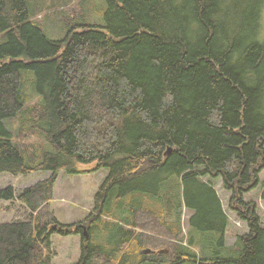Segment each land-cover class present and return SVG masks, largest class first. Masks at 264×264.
I'll use <instances>...</instances> for the list:
<instances>
[{"label":"trees","instance_id":"1","mask_svg":"<svg viewBox=\"0 0 264 264\" xmlns=\"http://www.w3.org/2000/svg\"><path fill=\"white\" fill-rule=\"evenodd\" d=\"M105 2L104 25L79 21L54 39L26 0H0V175L51 172L21 196L37 210L61 172L75 176L80 164L107 169L94 221L123 219L111 226L109 264H264V228L244 195L261 183L264 168V42L258 39L264 0ZM13 118L18 135L42 139L32 152L5 124ZM214 178L251 223L232 259L207 244L211 238L223 249L228 224ZM14 191L0 188V201L14 199ZM135 196L145 201L140 210L150 220L136 218L140 210L130 215L134 221L124 211H106ZM183 204L195 211L189 232L197 236H187L188 245L170 243L169 253L155 249L160 243L149 246L154 233L166 235L162 243L180 237L176 211ZM40 211L31 220L0 221V264H52L49 238L56 231L83 234L76 264H95L92 224L88 237L83 222L49 230L55 217ZM198 245L204 254L197 259ZM97 246L105 254L107 245Z\"/></svg>","mask_w":264,"mask_h":264},{"label":"rangeland","instance_id":"2","mask_svg":"<svg viewBox=\"0 0 264 264\" xmlns=\"http://www.w3.org/2000/svg\"><path fill=\"white\" fill-rule=\"evenodd\" d=\"M26 2L30 12L33 13L34 20L44 26L45 32L50 38H64V35H67L73 24H80V22L97 23L100 25L105 24V0H26ZM260 16L261 20L258 39L264 42V6ZM6 123L8 125V129H11L15 135L17 134L15 137L16 141L20 142L23 146H26L29 151L32 152L34 146L42 142V139L36 135H18L16 128L18 127V118L8 119L5 121V124ZM44 146H46V149L51 147L47 144L46 140ZM94 166V164H80L82 173L75 174V176L61 172L62 174H59L54 189H52V197L47 202L42 203L37 210H34L30 205H28L27 202L21 198V196L24 194L25 189L34 186L40 181H43L51 176V172L37 171L24 175H14L6 172L2 173L0 175V188L12 185L15 188L14 192H16V197L12 200L3 199L0 201V221L10 222L25 219L31 220L36 218L35 216L38 215L40 209L47 208V210L49 209L50 213L53 214L52 216L55 217V221L48 227L49 230L56 227L55 225L72 224L77 226L79 223L83 222L86 223L87 226L85 228H87V231L89 232V226L92 224V228L90 229L91 239H89V248L95 249V264H109L108 254L113 247V245L109 243L110 240L108 239L111 234V226L117 223V221L123 219H116L107 215H101L99 219L94 221V218L98 213L94 211L95 196L98 188L106 178V174H108V170L105 168L93 170ZM260 178L261 183L255 187V189L250 190L244 195L245 202H247V204L252 203L256 205V212L257 215L260 216L259 220H261L259 225L264 228V168L260 173ZM204 180L207 181L208 178H205ZM212 182L217 191V196L221 199L222 209L228 215V224L226 226L225 246H223V249L218 248L219 243L217 241L213 242L211 238H208L207 244L209 245L210 242V248L216 249L217 251L221 250L220 253H224L231 259L236 258L238 257L237 254L239 255L240 251L237 248V246H240L241 244L239 239L241 236L251 233V223L249 224L248 221L242 220L238 216V212L233 209L234 206H236V209L238 210H241L242 208L235 203V200L231 201L232 193L225 189L222 179L214 178ZM123 201H130V203L121 206L119 205L112 211H110L107 207L106 211L111 212V214H114L115 216H120L116 213L124 211L123 215L128 217L129 220L134 221V218L130 215H132L135 210L143 208L145 206V201L139 200L136 196L132 199L128 197ZM174 211H176V209ZM178 211L181 213L180 224H182V233L180 237L177 240L170 238L169 243H162L163 241H167L165 240L167 238L166 235H158L159 233H154L151 236H155L156 240L150 242L148 244L149 246H155V244L160 243V245H157V248L155 249H166V253H169L171 251L170 243L173 244V246L188 245L190 242L187 239V236L189 239H191L190 236L192 238L197 236V230H194L192 235L189 232L192 227L189 223L190 217L195 214V211L188 209L185 204L181 205L180 209L177 210L176 213H178ZM44 213L45 211L41 210L39 215ZM138 213L139 215L136 218L143 220L144 216L146 219L148 218V220H150L148 214L149 212L146 210H140L137 214ZM141 222L138 223V225L141 224ZM154 225L161 229V226L158 225V221L154 223ZM140 228L145 229L146 227L140 226ZM124 229L139 233V229L134 228V226L125 225ZM55 230H57V228H55ZM49 239L50 246L48 248V253L51 256L52 264H76L79 262L82 256L81 252H83L85 245L83 241V234L74 233L64 235L56 231L51 234ZM159 239L162 240V242ZM98 244L107 245V249H105L106 251L104 252L105 254H99L100 251L98 250ZM127 245L128 244H126L125 247H127ZM198 246H194L192 248L197 259L204 254L201 245ZM192 249L191 251H193ZM216 254H218V252ZM118 255H121V252L118 253ZM218 257L215 259H218ZM181 264H194V262H191V260L182 261ZM197 264H200V262L197 261ZM211 264H216V262L213 261Z\"/></svg>","mask_w":264,"mask_h":264},{"label":"water","instance_id":"3","mask_svg":"<svg viewBox=\"0 0 264 264\" xmlns=\"http://www.w3.org/2000/svg\"><path fill=\"white\" fill-rule=\"evenodd\" d=\"M83 228H84L85 236L88 237L89 234H88L87 228H85V226H84ZM146 252H149V249H146ZM166 252H167V251H166Z\"/></svg>","mask_w":264,"mask_h":264},{"label":"crops","instance_id":"4","mask_svg":"<svg viewBox=\"0 0 264 264\" xmlns=\"http://www.w3.org/2000/svg\"><path fill=\"white\" fill-rule=\"evenodd\" d=\"M62 174V173H61Z\"/></svg>","mask_w":264,"mask_h":264}]
</instances>
